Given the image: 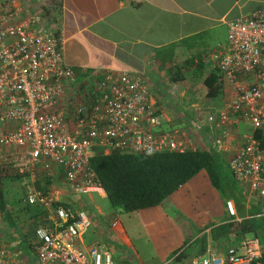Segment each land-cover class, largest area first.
I'll use <instances>...</instances> for the list:
<instances>
[{
  "label": "built area",
  "instance_id": "1",
  "mask_svg": "<svg viewBox=\"0 0 264 264\" xmlns=\"http://www.w3.org/2000/svg\"><path fill=\"white\" fill-rule=\"evenodd\" d=\"M226 26V43L213 58L231 86V98L204 120L210 128L222 129L243 119L264 135V12L254 9ZM239 74L248 76L247 87L237 80ZM79 88L75 73L63 61L55 30L46 29L36 14L21 16L11 0H0V157L15 162L18 170L48 163V170L50 165L61 170L68 193L100 196L104 191L89 167L95 151L194 150L183 130L152 131L162 115L141 78L106 70L88 92ZM74 90L81 92L73 99ZM9 123L12 126L6 127ZM243 139L227 160L228 170L250 193L264 196V148L253 135ZM58 202L52 191L30 189L21 197V204L45 211L33 230L36 264H113L103 242L75 245L90 226L88 213ZM224 203L234 215L231 200ZM261 250L259 239L250 236L222 253L206 246L204 255L189 264H259ZM7 252L0 241V264H15L7 260Z\"/></svg>",
  "mask_w": 264,
  "mask_h": 264
},
{
  "label": "crops",
  "instance_id": "2",
  "mask_svg": "<svg viewBox=\"0 0 264 264\" xmlns=\"http://www.w3.org/2000/svg\"><path fill=\"white\" fill-rule=\"evenodd\" d=\"M11 1L21 16L36 14L46 29L55 30L63 61L73 72L91 70L103 75L106 70L127 71L144 80L149 100L162 115L161 120L166 123L179 121L181 124H175L173 128H179V125L185 133L190 132L191 137L187 138L191 148H211L221 153L226 167L229 156L243 144V136L253 135V131L258 130L243 119L214 129L204 118L231 98V86L213 58L218 46L226 43L227 22L254 9L264 12V0ZM155 58L163 62V68L158 67ZM174 71L177 80L170 79ZM209 74H214L218 81L213 96H207L203 83ZM83 80L79 82L84 84ZM158 80L167 87L161 91L165 93V100L156 98L159 91L153 84ZM237 80L245 87L249 84L248 76L239 74ZM78 90H74L71 98L79 97L81 91ZM11 126L9 123L6 127ZM52 167L48 170L49 167L41 163L33 169L17 170L24 174L13 179L19 186L24 185L17 192L40 190L39 187L46 183L44 180L51 179L53 183L48 191L55 192L60 202L74 203L75 208H84L88 213L90 226L75 245L85 248L94 242H103L113 264H189L191 259L204 253L176 259L173 251L180 247L177 254L191 253L192 241L208 230L199 229L231 218L238 222L250 216L259 219L264 216V196L250 193L240 184L237 185L244 199L237 212L233 200L227 199L234 207V215H230L204 170L178 186L160 204L122 212L108 206L104 193L100 196L86 194L81 198L68 193L61 181L58 186L61 189H57L58 170ZM252 210L257 211L255 215H249ZM220 216L221 219L215 221ZM187 221L189 225L185 224ZM34 228L25 232L29 234L27 236H18L19 233L17 235L13 230V234H8L9 229L1 231L0 241L8 251L10 263L36 264ZM257 238L262 255L264 242L259 235ZM23 239H26L25 243ZM187 240L185 245L188 247L184 251L181 245ZM206 246L214 253H222L227 247L223 242H208Z\"/></svg>",
  "mask_w": 264,
  "mask_h": 264
},
{
  "label": "trees",
  "instance_id": "3",
  "mask_svg": "<svg viewBox=\"0 0 264 264\" xmlns=\"http://www.w3.org/2000/svg\"><path fill=\"white\" fill-rule=\"evenodd\" d=\"M155 61L159 68L164 67L163 62H159V59L155 58ZM168 66L170 67V65ZM175 71L170 77L172 80L178 79L175 78L177 77V75L175 76ZM74 73L78 85L84 93L89 91L93 82L87 79L102 77L100 73L91 72V70L83 72L75 70ZM82 80L84 84L79 82ZM216 82L218 83L214 74H209L203 80L207 96H213L216 93ZM253 136L258 139L260 146L264 148V135L262 132L254 130ZM9 167L10 170H8ZM89 167L93 170L104 191L108 206L122 212H131L160 204L178 186L185 183L200 170L206 172L211 185L217 190L224 202L227 199L233 200L236 212L238 211V205L244 199L241 190L237 187L234 180L231 179V174L227 170L222 155L211 148L154 154L120 151H110L103 154L95 151L89 159ZM17 170L18 165L15 162L0 160V220L13 224V219L23 218L24 220L21 224H25L24 228L21 225H17L14 233H19V235L17 234L18 236L21 234L27 236L29 234L25 233V231H31L33 226L38 225L41 222V220L39 222V219L43 217L45 211L38 205L21 204L20 200L25 191L18 197V203L12 200L8 205L7 201L11 199V195H8L7 191L12 190L13 179L24 175L17 173ZM57 179L59 181L62 179L61 170H58L56 182H58ZM44 181H46L44 186H37L42 192L48 191L53 183L51 179ZM20 186L24 187L23 184H20ZM14 203L17 205H13ZM58 204L64 208H70L72 203L58 202ZM256 212V210H252L249 215H255ZM204 228H208L207 232L201 233L192 241L190 245L191 253L186 251V254L181 252L177 254L180 247L173 251L176 259L202 255L208 242H223L227 246L235 245L240 243L244 237H258L259 233L261 236L260 240L264 242V216L260 219L250 216L238 222L231 218L217 224L210 223L199 229V231ZM23 229L25 231L21 233L20 231L23 232ZM262 231L263 234L261 235ZM25 240L23 239V243H25ZM185 244L186 242L181 245V247H184V251L188 247ZM258 261L259 264H264V252Z\"/></svg>",
  "mask_w": 264,
  "mask_h": 264
},
{
  "label": "rangeland",
  "instance_id": "4",
  "mask_svg": "<svg viewBox=\"0 0 264 264\" xmlns=\"http://www.w3.org/2000/svg\"><path fill=\"white\" fill-rule=\"evenodd\" d=\"M154 85V88L157 86V88H156V90L157 91H159V92H157L156 94L157 95H159V97H156V98H158V99H162V100H165L164 99V94L161 92V91H164L165 89H167V87L165 86V85H163V83L162 82H160L159 80H158V82L157 83H154L153 84ZM175 121H177L176 119H175ZM173 123H166V122H163L162 120H161V123H160V125L159 126H154L153 128H152V131L153 132H157V133H166L167 131H171V130H174V129H177V130H182L183 128H181V126H179V125H177V127H179V128H173V126L175 125V124H181L179 121L178 122H174V121H172ZM186 136L187 137H191V134H190V132L188 133H186ZM0 150H1V147H0ZM220 155H221V153H220ZM0 160H6L5 158H3L2 156L0 157ZM46 165H48L49 166V164L48 163H46ZM50 169L52 170L53 169V167L50 165ZM224 169V168H223ZM8 170H10V167H9V169ZM230 175V174H229ZM231 177V179L232 180H234L233 179V177H232V175L230 176ZM58 181H59V179H57ZM17 180H14V182H13V184H12V190L10 189V190H8L7 191V193H8V195H11V199L10 200H8L7 201V203H8V205H9V203H11V201L12 200H15V202L16 203H18V201H17V199H18V197H20L21 196V194L19 193V192H17V190H19L20 188H22V187H20L19 186V182H16ZM7 182V181H6ZM234 182L236 183V184H239V183H237L235 180H234ZM55 185L57 186V189H61V188H59L58 186H59V182H56L55 181ZM6 184V183H5ZM241 185V184H240ZM20 187V188H19ZM237 187H240L239 185H237ZM61 191V190H60ZM78 196V195H77ZM80 196H81V198H85V195L84 194H80ZM92 197H94V196H92ZM64 199H67L66 197H64ZM243 202V201H242ZM13 205H17V204H13ZM71 207H73V208H75L76 207V205H74V203H72L71 204ZM31 210H32V208H30ZM122 213V212H121ZM215 219H217V220H215V221H219L220 219H221V216L219 217V218H215ZM23 218L22 219H20V218H15V219H13V224H9V223H7L6 221H3V220H0V234H1V231L2 230H4V229H9V233L8 234H13V231L15 230V227L17 226V225H21L22 226V228H24V226H25V224H21L22 222H23ZM185 224H188V221L187 222H185ZM210 224V223H209ZM214 224H217V222L216 223H214ZM189 225V224H188ZM208 225V224H207ZM14 226V227H13ZM12 229H13V231H12ZM24 231H25V229H23V233H24ZM3 232V231H2ZM26 232V231H25ZM4 237V236H3ZM259 238L261 239V236H260V233H259ZM3 243H5L6 244V241L4 240L3 241ZM188 243V240L186 241V244Z\"/></svg>",
  "mask_w": 264,
  "mask_h": 264
}]
</instances>
